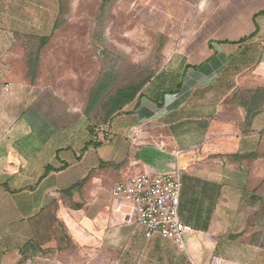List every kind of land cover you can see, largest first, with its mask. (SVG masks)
<instances>
[{"label":"crops","instance_id":"crops-1","mask_svg":"<svg viewBox=\"0 0 264 264\" xmlns=\"http://www.w3.org/2000/svg\"><path fill=\"white\" fill-rule=\"evenodd\" d=\"M60 11L59 0H0V264H264V103L249 117L237 99L264 87V0H198L165 69L103 141L75 103L28 77L30 34ZM174 170L193 228L181 243L147 238L112 195L131 175ZM51 208L69 249L37 242Z\"/></svg>","mask_w":264,"mask_h":264},{"label":"rangeland","instance_id":"rangeland-1","mask_svg":"<svg viewBox=\"0 0 264 264\" xmlns=\"http://www.w3.org/2000/svg\"><path fill=\"white\" fill-rule=\"evenodd\" d=\"M59 1L61 11L55 27L43 36L30 34L28 77L31 82L40 80L53 86L83 111L92 91L106 80L105 95L147 80L144 88L153 81L178 47L184 31L182 23L196 19L198 2ZM182 5L186 6L185 12L179 11ZM45 36L48 40L43 44ZM96 118L103 120V113ZM44 216L37 242L56 239L58 246L69 245L64 246L69 249L71 238L65 224L56 217V210L51 208Z\"/></svg>","mask_w":264,"mask_h":264},{"label":"built area","instance_id":"built-area-1","mask_svg":"<svg viewBox=\"0 0 264 264\" xmlns=\"http://www.w3.org/2000/svg\"><path fill=\"white\" fill-rule=\"evenodd\" d=\"M9 89V84L4 86ZM97 139H110L112 133L108 124L94 126ZM140 131L132 134L136 142ZM182 179L178 170L158 173L141 172L117 182L112 195L116 199L128 202L132 206L136 222L143 227L145 236L151 238L159 235L162 238L183 242L192 226L185 223L179 213ZM223 259L214 257L212 264H221Z\"/></svg>","mask_w":264,"mask_h":264},{"label":"trees","instance_id":"trees-1","mask_svg":"<svg viewBox=\"0 0 264 264\" xmlns=\"http://www.w3.org/2000/svg\"><path fill=\"white\" fill-rule=\"evenodd\" d=\"M45 37L46 38H44L43 44L48 40L47 36ZM106 81L92 91L88 105L84 110L86 115L96 111L94 116H88V118L91 119L93 124L96 126L110 124V121L115 113L122 110L128 103L135 99L147 80L142 81L139 84L126 85L125 87L118 89L114 93H109L108 95L104 94V91L107 88ZM238 94L237 99L239 104L246 108L247 116L249 117L256 114L260 110L261 105L264 103V87L244 89L243 91L238 92ZM99 112L103 113V120H101V118H96Z\"/></svg>","mask_w":264,"mask_h":264}]
</instances>
